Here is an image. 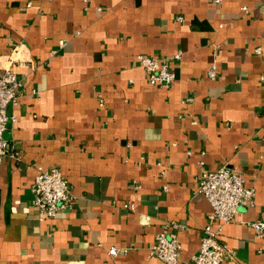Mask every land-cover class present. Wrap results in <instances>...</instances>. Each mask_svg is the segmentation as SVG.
<instances>
[{
  "label": "crops",
  "instance_id": "crops-1",
  "mask_svg": "<svg viewBox=\"0 0 264 264\" xmlns=\"http://www.w3.org/2000/svg\"><path fill=\"white\" fill-rule=\"evenodd\" d=\"M17 45L0 264H165L148 255L163 230L190 264L204 226L219 224L199 175L224 164L255 204L222 226V264H264L248 225L264 219V0H0L1 63ZM178 51L171 85H150L136 56ZM39 167L58 168L73 196L52 218L33 204Z\"/></svg>",
  "mask_w": 264,
  "mask_h": 264
},
{
  "label": "built area",
  "instance_id": "built-area-1",
  "mask_svg": "<svg viewBox=\"0 0 264 264\" xmlns=\"http://www.w3.org/2000/svg\"><path fill=\"white\" fill-rule=\"evenodd\" d=\"M88 4L90 0H82ZM219 2V0H215ZM29 5V4H28ZM100 9V8H98ZM245 11L246 7H242ZM180 20L181 18L178 17ZM64 45V40L59 41V46ZM23 50L20 45L14 46L9 56V65L0 62V159L9 149L8 142L3 137L8 116L6 106L17 99V88L20 84L15 71L10 63L17 62L26 66L21 58ZM259 52V49H256ZM181 58L178 51L171 58L138 54L137 64L143 69L148 83L152 86L169 87L175 79L171 63ZM207 76L213 79L216 76L214 66L207 71ZM100 105L103 98L100 97ZM33 204L37 208L40 218H52L60 211L72 207L73 196L67 179L56 168L39 167L31 186ZM198 192L201 193L211 206L209 218L217 220L219 224L212 228L209 224L203 228V235L198 250L190 258V264H222L228 257V248L220 240L222 226L233 221L239 207H249L255 204V190L246 186L240 170L235 167L222 165L215 170H204L199 175ZM124 208L135 210V204L129 200L123 204ZM255 238L264 237V219L248 222ZM166 230L155 235L153 244L149 248V256H155L165 264H178L180 244L175 235L167 236ZM116 248H110L109 254L117 255Z\"/></svg>",
  "mask_w": 264,
  "mask_h": 264
}]
</instances>
